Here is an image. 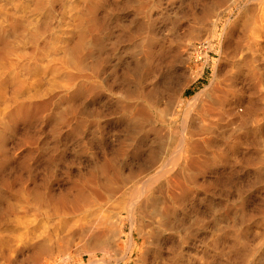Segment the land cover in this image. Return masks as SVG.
I'll list each match as a JSON object with an SVG mask.
<instances>
[{
	"label": "rangeland",
	"instance_id": "1",
	"mask_svg": "<svg viewBox=\"0 0 264 264\" xmlns=\"http://www.w3.org/2000/svg\"><path fill=\"white\" fill-rule=\"evenodd\" d=\"M255 9L252 0H0V123L8 127L0 131V264L16 250L34 255V246L42 250L38 264H88L86 252L95 255L92 264H264V33L255 53L248 50ZM96 25L105 29L111 85L99 105L89 98L87 55ZM199 42L209 44L203 68L189 54ZM135 61L132 87L156 110L179 109L177 99L190 105L188 148L171 153L160 177L144 168L155 136L145 130L144 152L134 155L115 124ZM172 72L189 80L178 91L160 84ZM79 90L88 94L68 98ZM21 103L37 107L29 124L12 115ZM92 108L103 117H88ZM73 115L85 121L81 138L68 136ZM61 118L68 127L52 124ZM171 120L175 146L182 125ZM107 162L120 181L104 187L103 176L92 175ZM49 191L60 195L55 206ZM133 192L143 214L123 199ZM164 214L181 225L159 224ZM232 230L254 249L249 257L229 249Z\"/></svg>",
	"mask_w": 264,
	"mask_h": 264
},
{
	"label": "bare ground",
	"instance_id": "2",
	"mask_svg": "<svg viewBox=\"0 0 264 264\" xmlns=\"http://www.w3.org/2000/svg\"><path fill=\"white\" fill-rule=\"evenodd\" d=\"M246 0H234V4H242ZM256 5L257 9H255V13L250 17V32L248 36L249 40V48L251 54L255 53V46H253L261 36L262 33H264V0H252ZM233 9H230L229 12H232ZM105 29L102 25H96L91 30V45L89 48V51L87 52V55L92 59V86L89 91L91 102L94 105H99L103 102H108L110 98V81L108 77L106 78L104 74V69L108 67V60L106 58V48H105V39L101 36V32H103ZM209 44L206 42H199L194 45H192L190 48V58L194 57L193 60L195 62L199 63V67L203 68L204 64L208 62L207 58L208 56V48ZM194 62V63H195ZM106 66V67H105ZM105 67V68H104ZM140 69V64L137 63V61L134 62L133 65L127 66L126 68V75H124L125 80V97L123 104L121 106V112L119 113V116L117 117V120L115 121V124L117 127L122 131L124 141L133 142L134 143V149L136 150V154H139L140 152H144L145 147V139L142 138L143 134L144 136L148 133H151L155 136V140L152 142H155V145L149 146V153L150 156L149 160L147 161V165L144 166L145 169L148 167H152L153 171H156L157 176L160 177L163 174L164 170H168V166L172 165V158L171 153H177L179 149L182 147L184 149H187L188 146L185 144L186 139L190 138V133L187 132V117L190 114L189 107L186 103L180 102L177 99L178 108L173 111L169 110H156L155 105L150 102L149 96L146 93H141L139 90H134L132 85H134V76L136 75L137 71ZM196 73H199V70H195ZM216 79V76L213 80ZM189 82L187 77L180 76L178 74H175L172 72L170 75H162L160 84L165 89L178 91L180 87L186 86V84ZM83 88V87H81ZM83 90V89H82ZM82 90L73 91L68 98L78 99L80 97V93L88 94L87 91L82 92ZM33 107L24 105V103H21L17 106L14 113L12 115L20 116L26 124H29L28 118H33L34 116V108ZM39 108V107H38ZM90 118H93L95 120L100 119L103 117L102 111L99 108H92V110L87 115ZM74 119H76V122L70 126L69 134L68 136H71L73 138H81L80 134L81 131L84 130L86 124L83 119L79 120L75 115H73ZM174 121L179 120L181 121L182 125V132L180 136V144L172 146L168 144V141L173 138V134L170 132L168 127V121L169 124H172V119ZM54 125H65L69 126V121L67 119L61 118L58 120L51 121ZM162 129V133L161 130ZM8 127L5 123H0V131H7ZM146 130V131H145ZM137 137H135V135ZM140 136V137H139ZM3 137L0 136V141ZM126 143V142H125ZM87 144L89 146H93L94 140L91 138L88 140ZM192 150H198V146L192 145L190 146ZM47 160L49 163L54 162L53 157L48 156ZM113 168L115 171V175L113 178H110L107 175L108 169ZM99 172L101 176H103L104 182L101 184L102 186H110V184L114 181H120V174L117 171V166L113 162H107L103 163L98 171H95L93 173V178L95 180H98L97 173ZM153 180V178L149 179L147 182L150 183ZM138 196V192H133L130 195L128 193L123 194V199L127 200L126 203L127 206H131L135 213L143 214L144 207L143 204L138 203L137 201H134V199ZM46 200L52 204L53 206L57 205L58 202H60V195H55V193H51L50 191L45 194ZM145 204H147V201H144ZM133 209H128V213H131ZM170 215L164 214L162 216V219L159 224H166V227L170 230L174 228V226L178 225V223L181 222L179 219H177L175 222L170 224ZM131 219V217H130ZM119 224V222H118ZM178 225V226H180ZM43 224L40 223V228L42 229ZM204 227L199 226L198 230H201ZM191 232H186L185 235L190 234ZM230 237L232 238V242L229 246L230 250H235L238 253L241 252V254L244 256H248L251 251L254 249L248 244V242L245 240L244 235L239 230H232L230 232ZM204 238L200 239L203 240ZM199 240V241H200ZM221 242H219L218 238H212L210 242V246L216 250L219 249V245ZM26 247H29V245H26ZM106 246L100 243V246L98 249L102 253H107ZM246 249L248 251H246ZM221 250L218 251V256H221ZM261 252L258 256L259 261L264 262V249H261ZM30 254H34L32 256L23 253L22 251H14L15 259L8 258L7 264H38L40 256H42V250L40 246H34L32 248V251ZM87 256L89 257L88 264L95 263V261L92 258H95V255L92 252H86ZM17 257H20L18 259ZM139 258V257H138ZM132 260V258H131ZM117 261V260H115ZM137 261V260H135ZM247 261L244 262L246 264ZM41 264H47V263H41ZM127 264V263H123ZM133 264H136L134 262Z\"/></svg>",
	"mask_w": 264,
	"mask_h": 264
}]
</instances>
